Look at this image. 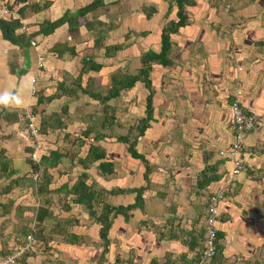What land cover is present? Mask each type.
<instances>
[{
	"label": "crops",
	"instance_id": "obj_1",
	"mask_svg": "<svg viewBox=\"0 0 264 264\" xmlns=\"http://www.w3.org/2000/svg\"><path fill=\"white\" fill-rule=\"evenodd\" d=\"M124 1L103 0V5L86 14V19L78 16V28L70 30L67 23L53 28L50 24L66 11L75 14L77 9L92 0H0V95L17 98L7 106L0 105V156L7 157L0 165V172L10 173V186L5 192L11 195L10 201L1 204H12L10 209L0 206V219L3 218L2 214L11 210L10 216L7 215L11 219L4 221L13 224L9 226L5 239L11 247L16 240L13 236L18 235L12 234L16 231L13 228L19 221L26 219L23 226L34 227L39 222L37 216L35 222L27 217L38 205L36 199L46 197L45 202H52L54 194L60 197L61 193L69 192L76 202L73 189L83 175L75 159L77 149L72 143L73 147L67 150L62 145L66 140L75 139L76 133L74 130L70 131L75 119L71 117L69 121L72 123L68 121L65 126L64 115L56 113L65 111L68 116H72L77 105L86 103L87 98L82 93L88 95L86 93L91 78L99 86L100 72H104L103 69L109 72L105 65L99 71L91 68L93 64L99 63L95 57L96 37L92 20L106 10L111 12L116 8L122 9L119 17L127 21V26L132 21L138 26L137 32L142 30L138 32L142 37L140 44L134 43L122 50L133 48L146 54L150 50L161 51L164 24L177 18L174 5L168 20L163 19L166 9L162 12L158 7L162 0H138L145 6L141 7V15L133 13L129 6L124 5ZM228 1L231 4L229 12L225 14L227 10L221 6L220 0L215 5V1L195 0L194 5L187 7L190 24L171 36L172 65L153 64L150 78L154 89L152 121L136 146L138 153L150 163L149 179L145 180L146 167L140 161L132 159L134 161L129 162L131 156L123 142L107 141L103 145L104 149L99 146L105 152L104 160L114 165L113 173L96 176V182L106 188L107 204L133 205L136 202V193L133 191L145 189L142 208L132 211L130 216L120 214L113 219L109 231V251H116L117 246H128L127 242L133 239L137 241L133 244L137 246L135 255L144 264L148 261L149 264L166 263L165 257H174L177 251L183 252L186 259H192L196 250L203 245L200 240L201 243L198 242L196 248L189 247L191 236L196 235L198 238L196 229L192 226L190 232L183 230L191 237L188 241L187 237L183 239L180 236L184 234L180 229L175 230L170 239L157 242L155 232V235L146 230L137 233L138 229L134 227L136 221H145L146 217L155 222L182 218L185 226L190 227L198 219L201 213L199 211L205 209L206 212L208 201L202 208L203 201L208 200L213 192L223 189L228 192L220 205L222 214L218 226L219 246L213 260L217 264H243L241 259L246 261L245 264H264V0ZM144 12H148L150 16L147 17ZM101 16L97 19L105 22L107 17ZM86 20L92 27L85 25ZM106 24L108 22L104 23ZM24 25L28 30L22 29ZM2 28L13 30L14 37L11 39L3 36ZM77 35L89 37L87 49L80 44L77 47L74 42ZM32 40H37L38 46L32 45ZM28 51L31 64L30 67H25ZM40 54L45 57L43 68L38 67ZM86 59L89 61L87 68ZM33 78H36L35 82L32 81ZM75 79H82V84H75ZM138 87L145 91L146 86L142 82L126 90ZM33 88L37 89L36 93H33ZM94 95H88L90 101L91 98H96ZM235 99L240 101L246 113L255 118V126L247 133L242 149L245 167L237 175L232 173V161L220 155V151L226 150L232 141L230 110ZM126 108L121 110L126 111ZM28 112L36 124L48 122L46 131L39 133L43 148L38 151L36 159L31 157L35 144L29 136L26 118ZM22 118L26 122L23 125L26 132L20 129ZM58 119L63 124H56L54 128L53 123ZM55 129L63 132L53 133ZM44 137L48 141L57 142L45 147ZM51 152L57 153V163L51 165V160L47 164L41 162V156L48 159L54 157L53 154L50 155ZM98 164L99 161L94 162L93 167L99 172ZM207 165L217 169L215 174L219 175V179L202 188L199 181L202 180V172ZM118 166L122 168L121 176L116 174ZM92 168L88 167L86 170ZM33 173L36 177L39 174L42 176L36 183L33 179L30 180ZM211 173L214 174L213 171ZM94 181L88 177L87 186L92 188ZM25 182L29 183L27 187ZM31 184L34 186H30ZM150 200L156 205L154 215L149 213L144 216ZM77 204L80 203L72 202L63 207L60 203H53L41 222L49 225L48 231L52 237L56 236L51 242L52 247L59 251L57 255L62 259L61 264H76L77 260L72 258H78L79 252L82 253L83 249L94 250V243L91 247L86 244L88 235L92 237L93 229L88 228L86 222L70 225L68 220L75 206L81 210ZM82 213L86 212L82 210ZM204 215L200 224L203 221L206 226ZM14 217L19 221L17 218L14 221ZM4 222L0 223V251L5 248L10 250L7 246L2 249L4 234H1V226L3 227ZM53 223L60 224L58 231L50 228ZM95 225L100 227L101 224L96 222ZM99 229L101 227L96 232L98 236ZM96 240L98 239L93 238L92 241ZM219 250H222V255H219ZM148 252L151 254L143 257V253ZM41 257L38 254L34 257L29 253L26 261L28 264L33 260L43 264L45 262H42ZM257 259L261 261L258 263ZM84 263L85 261L81 262Z\"/></svg>",
	"mask_w": 264,
	"mask_h": 264
},
{
	"label": "rangeland",
	"instance_id": "obj_2",
	"mask_svg": "<svg viewBox=\"0 0 264 264\" xmlns=\"http://www.w3.org/2000/svg\"><path fill=\"white\" fill-rule=\"evenodd\" d=\"M140 1V0H139ZM137 0V2L135 3V0L132 2L131 0L128 1H124V5L125 6H129L131 11L133 13H137L138 15H141V7H145L143 3L139 2ZM143 2H147L148 0H142ZM210 1H215L214 5L216 3L219 2V0H210ZM140 3V4H139ZM210 3V2H209ZM220 4L221 6L223 5V7L225 8V14L229 12V6H230V2L228 0H220ZM175 5V1L174 0H162L159 2V8L162 9V12L165 11L166 9V14H164L163 19L168 20L167 18L170 17V13L173 11ZM210 5L214 6L213 4L210 3ZM186 6V10H187ZM175 8L177 9V6L175 5ZM151 9V8H150ZM175 10V9H174ZM138 11V12H135ZM143 12V11H142ZM107 13V14H106ZM122 13V9H114L111 12L109 10H106L103 12V14H97L96 17H100L101 15L106 16L107 20L105 22H108V25H104V22L102 25H99L97 21H100L99 19H93L92 20V24L94 25V34H97V31H100V29L102 30V34L105 36V39L103 41V46L97 47L95 44V49L97 50V52L95 53V57L98 60L97 62H99V64L105 65L108 69H103L104 72H100V77L98 79L99 83L101 85L96 86V83L94 81L93 78H91L93 80H90V84L88 85V95H90V93H99L101 94V96H105L108 91L109 88L112 87V81H110V75L114 74H118V75H125L127 74H138L139 71L144 67V64L142 62V59L144 57V53H142L141 51H137V50H133V48L131 49H127V50H122L124 49V47H129L134 45V43H137V45L140 44V40L142 39V37H140L141 35L138 33L142 30H139L138 32L136 31V29L138 28V26L133 23L131 21L130 25L127 26V21L125 22L122 17H119ZM145 13V12H144ZM95 14V13H94ZM145 14H148L145 13ZM87 18V16H86ZM84 18V19H86ZM89 18V15H88ZM101 18H103V16H101ZM164 21V20H163ZM110 26V27H109ZM78 28V27H77ZM128 32V33H126ZM75 35V34H74ZM94 35V37H96ZM98 35V34H97ZM80 37L79 35H77L74 39V42H76L77 47L78 44L82 45L83 48L85 49L87 46L86 44H88V39L89 37L84 36V37H80V39L78 38ZM94 39V38H93ZM107 44L110 45H117V44H121L124 45L123 48L121 50H116V51H112V53L114 52V54H112V56H108L107 55V51H106V46ZM87 49V48H86ZM139 50V49H138ZM124 52V53H123ZM113 58V59H110ZM154 64V63H153ZM157 64V63H155ZM153 66V65H152ZM151 74L150 73V78H151ZM81 78V77H80ZM152 80V79H151ZM76 84L80 85V83L82 82V79L76 80ZM153 82V80H152ZM84 83V82H83ZM82 84V83H81ZM143 90V89H142ZM140 90V87L138 88H133L131 90H122L120 92V95L118 97L112 98L109 101H105L104 99H96V98H91L90 101V96L88 95H84L82 93V96L87 98L86 103H84L82 106L81 105H77L74 113L72 116H68V113L65 111H61L59 113H56L57 115H61L65 117V121H64V125L68 123V121L70 119H72L71 117H74L75 121L73 122V126L71 127L70 131L74 130L75 134V139L71 140H66V142L62 143L63 145V149L67 150L71 147H73L71 145L74 144L77 152H76V157L75 159L77 160V164L79 165V167L81 168V173L85 174V180L87 181L88 177L93 178L95 181L93 183V190H96V198L93 201L94 202V211L97 213V215H100L105 206L107 205V193H106V188H103L102 186H100V184L98 182H96L97 180V174L98 175H106L103 174L101 171L98 172V170H94L93 167V163L91 165H89V168H92L90 170H86L88 169L87 167H82L79 160L83 157H85V154L87 152L88 147L91 144H95L97 146H100L103 148V145L105 142L107 141H116L118 142L116 139L117 136L119 135H124V134H130V133H135L136 130H134L135 127H138L141 125V119L144 118L146 115L145 113V107H146V98L149 95L148 90L145 88V91ZM125 91H128L127 93H125ZM153 103H154V98H153ZM79 104V103H78ZM107 104H111L110 106H112L114 108L112 112V114L114 115L115 121L104 127H101L102 124V120L105 118V106ZM128 105V106H127ZM126 108V111H122V108ZM59 108V107H58ZM129 112V113H128ZM127 113V114H126ZM66 115V116H65ZM103 118V119H102ZM22 123L20 125V129L23 130L24 132V124L26 123L25 120L22 118ZM55 121V120H54ZM140 121V123H139ZM70 123H72L71 121H69ZM139 125H138V123ZM57 125H61L63 124V121L61 122L60 119H58L55 123H53V127ZM38 127V132H44L47 129V125L48 122H42L41 124H36ZM66 126V125H65ZM111 128V129H110ZM133 128V130H131ZM85 130H90L91 132L86 133ZM55 132H63L62 130H57L56 129L53 131V133ZM102 133V138L95 141V136L96 135H100ZM40 135V134H39ZM29 136L32 138V140H34V144H35V138H33L30 133ZM106 137H108V139H106ZM39 139V137H38ZM42 141V139H40ZM57 141L53 142L48 141L47 138L44 137V146L48 147L50 146L49 144H54ZM80 144V145H79ZM125 144V147L127 149L128 144L127 143H123ZM60 145V146H62ZM137 146V145H136ZM104 149V148H103ZM128 150V149H127ZM126 150V151H127ZM137 150V149H136ZM126 158V162H127ZM133 158H129V162H133L134 160H132ZM4 160H7V157H4L2 155V157L0 156V165L4 163ZM31 162H33V160H31ZM124 162V161H123ZM121 162V163H123ZM246 162V161H245ZM141 163V162H140ZM115 164V163H114ZM143 167V165H142ZM145 168V167H144ZM86 170V171H85ZM132 170V169H130ZM133 172V170H132ZM136 172V171H135ZM125 173H128L125 172ZM145 173V171H144ZM10 173H7L5 171L0 172V204L1 203H7L8 201H10L11 199V195L7 194L5 191L7 190V188H9L10 184L9 183V179L8 175ZM92 174V175H91ZM116 174L118 176L122 175V168L121 166H118V170L116 171ZM27 173L24 175V177L26 178ZM83 176V175H82ZM81 176V177H82ZM105 177V176H104ZM29 178V177H27ZM40 178H42V176L39 174L37 177L33 175L30 176V180L33 179L35 181V183L40 180ZM24 182V181H22ZM26 183V182H25ZM137 183V182H135ZM27 187L29 185V183L25 184ZM30 186H34L33 184H31ZM31 188V187H30ZM91 188V189H92ZM59 195V193H58ZM75 195V194H74ZM45 199H47L46 197H41L38 198V200L36 199L37 202V206L34 207V212L31 215H27L28 219H34L35 222V217L38 216V214H44L45 216L43 217V220L46 218V216L48 215V212L50 211L49 207L53 204V203H60L63 207H65L66 204H71L72 202H75L74 198L70 195V193H61L60 197L57 196V194H54L52 196V202H45ZM54 201V202H53ZM146 202L148 200H145ZM208 200L203 201L204 204L201 205L204 206L206 204ZM145 202V205H146ZM150 204L147 205V207L149 206V208H147V214L144 216H147L149 213H151V215H154L155 212V206L154 203L152 202V200H150ZM10 206L12 204H6ZM20 205V204H19ZM22 205V204H21ZM77 207H80V211L76 208L73 210V214L69 216L68 220L70 222V225H75L76 223L82 224L81 221H83L84 223L86 222V225L88 226V228H92L93 229V233L91 232V236L88 235L87 239H86V244L90 245L88 247H91L92 243H94V250L92 249H83L82 253L79 252V254H77L78 258H72V259H76L77 263L76 264H81V262L85 261L84 264H144L142 259H139L136 257L135 255V247H137L136 244L137 241H134L133 239L129 243L128 246H117L116 251H109V249L107 248L106 252H103V247H104V243H102L103 241H100V236L97 235L96 232H98V228L100 227L97 225H95V223L97 222V220L91 215V211L90 209H88L85 205H80L77 204ZM203 208V207H202ZM82 210H84V212H86L85 214L82 213ZM0 211H2L0 209ZM54 211V210H53ZM201 212L200 215L198 216V219L194 220L193 223L190 225V227H186L185 223L182 222V218H178V219H166L164 221H157L155 222L154 219H148V217L145 218V221H136V225L134 227H136L137 233H141L142 231L146 230L148 232H152L154 234L157 235H161V236H157L156 235V240L157 242H160L162 239H170L172 237V234L174 233L175 230H182V232L184 233L185 231L189 230V232L191 231V226L196 229L197 234L199 235L202 234L204 231H206V226L204 225V222L202 221L200 224V221L202 220V216L204 215L205 209L203 211H199ZM199 212L197 214H199ZM11 214V210H8L7 214L5 215H1L3 218L0 219V223L11 219V218H7V215L10 216ZM205 217V215H204ZM15 218L14 217V221ZM38 218V217H37ZM138 218H140V216H138ZM39 219V218H38ZM26 219H24L23 221H19V219L17 218V221H19V224L13 228V230L16 229V231L14 233H17L18 235H14L13 238L16 240H14L13 243V247L8 245V242L5 240L6 239V234L9 232V226L13 225L10 221L8 222H4L3 223V227L1 226V234H4V236H2L3 239V243H2V249L3 247L7 246L10 248V250H8V248H5L3 251H0V264L2 263V260L5 258V256H9L11 255L14 250L16 249V247L18 245H22V240L24 239L23 237H25V234H27L28 232H30L31 230H33V232L37 235V239L33 244H31L28 248L27 252H31V254L34 255H39L42 256L41 259L42 262L44 261L45 263L43 264H61L62 259L59 257V255H57L59 253L58 249H56V247H52V242L51 240L53 238H55L56 236L54 235L53 237L50 235V232L48 231V227L49 225L41 223L39 220L38 223H35V227L34 226H28L25 225L23 226L24 222ZM37 222V221H36ZM68 224V222H67ZM124 223H122L123 225ZM43 226H46L45 229L41 228ZM51 229H53L54 231H58L57 228H60V224L58 225V223H53L51 224ZM85 230V229H84ZM185 230V231H183ZM67 231V228H66ZM100 232V229H99ZM33 233V235L35 236V234ZM68 233V232H67ZM154 234V235H155ZM68 235V234H65ZM190 235V234H189ZM168 236V237H167ZM181 237H183V239L186 238V240L188 241L189 236L186 235L185 233L183 235H180ZM196 236V235H195ZM85 237V236H83ZM160 239H159V238ZM92 238V239H91ZM93 238H97L98 240H96L95 242H93ZM109 240L111 241V239L109 238ZM199 240V239H198ZM197 240V241H198ZM201 240V239H200ZM198 241L201 243V241ZM109 241V242H110ZM108 242V245H109ZM190 242V241H189ZM188 242V243H189ZM183 243V242H182ZM51 244V245H50ZM184 244V243H183ZM187 246V245H186ZM30 250V251H29ZM168 250V249H167ZM179 250V249H178ZM89 251V252H88ZM146 255H150L151 253H143V257ZM177 255H175L174 257L172 256H166L165 260L166 263L163 264H186L187 260L190 259H186V255L183 256V252L181 251H177L176 253ZM219 255H222V250H219ZM28 255H25L24 257H21L16 264H28V262L26 261ZM79 260V261H78ZM223 261H225L223 259ZM241 262H243V264H245V260L241 259ZM259 261L257 259V262L259 263ZM79 262V263H78ZM165 262V261H164ZM168 262V263H167ZM232 263V262H231ZM230 263V264H231ZM31 264H39L38 262H36L35 260L31 261ZM149 264V261L146 263ZM154 264H156L154 262ZM222 264V263H220ZM227 264V263H226Z\"/></svg>",
	"mask_w": 264,
	"mask_h": 264
},
{
	"label": "trees",
	"instance_id": "obj_3",
	"mask_svg": "<svg viewBox=\"0 0 264 264\" xmlns=\"http://www.w3.org/2000/svg\"><path fill=\"white\" fill-rule=\"evenodd\" d=\"M20 2H25L27 0H18ZM175 1V5L177 6V11H176V19L173 20H169L167 21L162 29V34H161V40H162V48L160 52H155L154 50H150L146 53V55H144L142 62L144 64V67L139 71V73L136 74H125V75H118V74H114L111 76V81H112V87L109 88L108 93L105 96H101V94L96 93L94 96L96 97V99H104L106 102L111 100L112 98L118 97L120 95V92L123 89H130L132 87L135 86V84H137L138 82H142L145 84L146 88L150 91L148 97H147V103H146V107H145V117L142 118L141 121V125L138 127H135L134 130L135 133H130V134H124V135H119L116 137L117 141L123 142V143H127L128 144V152L130 154V156L135 159L140 161L144 167H146V172L144 174L145 180L147 181L149 179V174L151 172V167H150V163L145 159V157L143 155H141L140 153H138V151L136 150V145L139 141V138L143 136L145 130L149 127V123L152 121V115H153V98H154V89H153V82L150 79V73L153 70V63H158L161 65H172L173 60L171 58V53H172V47H173V43H172V39L171 36L174 33H178L180 31L181 28H184L186 26H188L189 23V15L187 13L186 10V6H192L195 4V0H174ZM103 5V0H92L91 3L79 8L76 10L75 14L70 13L68 11H66L63 16H61L60 18H58L57 20H55L54 22H52L50 24V26L53 28L57 25H61L63 23H67L69 26V29H77L78 27V21H77V17L80 16L82 18H84L86 16V14L88 12L94 11L95 9H97V7ZM75 15V16H74ZM147 17L150 16V14H146ZM99 25H102L101 21H97ZM85 25L89 28L92 27L90 26L89 22L86 20L85 21ZM92 25V24H91ZM3 29V36H5L6 38H11L14 37L13 35V30H11L10 28H2ZM105 39V36L102 34V30L100 29V31H98V35L96 36L95 39V44L97 47L103 46V41ZM123 48V45L121 44H117V45H108L106 46V53L108 56H111L112 54H114V52L112 53V51H116V50H121ZM86 62V68L87 64H89L88 59L85 60ZM92 69L99 71L102 68V64L96 63L93 64ZM79 82V79H78ZM76 84V83H75ZM111 104H107L105 106V118L102 120V124L101 127H106L110 124H112L115 121L114 115L112 114L111 111L114 110V108L112 106H110ZM139 121V123H140ZM138 123V122H137ZM138 123V125H139ZM56 126H54L55 128ZM111 129V128H110ZM133 130V128L131 129ZM86 133L91 132L90 130H85ZM40 133V132H39ZM102 138V133L98 136H95V140H99ZM53 154L52 156L54 157H49V159L45 156H41V162L47 164L48 161L51 160L50 164H55L57 163V158L58 155L56 152H51L50 155ZM105 158V152L103 150H101V148L95 144H91L89 146V150L87 151L85 157H83L80 161V163L82 164L83 167H90L89 165H91L92 163L99 161V164L97 165L99 170L103 173V174H107V173H113L114 172V165H112V162L106 161L104 160ZM34 167H36V164H33ZM213 171L214 174H210V172ZM217 171V169L214 166H210L207 165L206 169L202 172V180L200 179L199 181V185L200 187H206L211 181L213 180H218L219 179V175H216L215 172ZM211 175V176H210ZM85 174H83L82 177L79 178V180L76 182L75 187H74V191L76 194V202L85 205L88 209H90V213L91 215L97 220V222L99 224H101V229H100V236H101V240L103 241L102 243H104V247H103V252H106L107 248H108V242L109 240V231L112 227V221L113 219L117 216V215H131V212L142 208L143 206V194L145 189L141 188V189H135L133 192L136 193V202L135 204L131 205H127V206H111L109 204H107L103 210V212L100 215H97V213L94 211V200L96 198V191L92 190L91 188H89L86 184V180H85ZM12 182V181H11ZM18 182V180H17ZM0 206H2L4 209L8 208L9 206L6 204H0ZM11 208V206H10ZM45 215L44 214H38V220L40 222L43 221V217ZM44 228L45 227H41ZM206 231H204L202 234L199 233L198 238L197 236H192V239L189 242V247L192 248H196V245H198V239L202 240L203 245L205 244V238H206ZM33 230H31L30 232H28L27 234H25V237H23L24 239L22 240V245L24 246L25 243L28 241V237L31 236V241L29 242V246L31 244H33L37 239V235L39 234H35V236L33 235ZM52 236V235H51ZM203 245L196 250V253L194 255V257L190 260L186 261V264H194L196 262H199L202 254H203ZM28 250H26L25 254L22 256L25 258V255H28L31 252H27ZM30 251V250H29ZM7 256H5L6 258ZM212 258L209 262V264H217ZM102 261V259H101ZM100 261V264H101ZM168 263V262H167ZM151 264H154L153 262H151ZM170 264V263H168Z\"/></svg>",
	"mask_w": 264,
	"mask_h": 264
},
{
	"label": "built area",
	"instance_id": "obj_4",
	"mask_svg": "<svg viewBox=\"0 0 264 264\" xmlns=\"http://www.w3.org/2000/svg\"><path fill=\"white\" fill-rule=\"evenodd\" d=\"M23 30H28L24 25L22 26ZM31 44L38 46L37 40H32ZM45 65V57L40 54L38 57V67L43 68ZM33 82L36 81V78L32 79ZM33 93L37 92L36 88H33ZM232 118V141L230 142L226 150L220 151V155L227 157L232 161V173L234 175L240 174L245 167L244 156H242V149L245 143L246 135L251 131L255 126L254 116L246 113L243 106L241 105L238 99H235L231 103L230 110ZM28 120V129L30 134L35 138L34 151L31 153L33 159L38 158V151H40L43 146L41 145L38 132V127L33 120L32 115L28 112L26 114ZM227 190L219 189L213 192L208 199V204L206 207L205 214V223H206V238L205 244L203 245V254L199 262L194 264H203L205 261H210L217 255L218 251V231L219 223L221 218L220 205L224 200ZM31 236L28 237V241L25 245L18 246L14 252L4 258L1 264H16L17 261L25 254L26 250L29 248V242L31 241Z\"/></svg>",
	"mask_w": 264,
	"mask_h": 264
},
{
	"label": "clouds",
	"instance_id": "obj_5",
	"mask_svg": "<svg viewBox=\"0 0 264 264\" xmlns=\"http://www.w3.org/2000/svg\"><path fill=\"white\" fill-rule=\"evenodd\" d=\"M17 98L11 95H0V105L7 106L10 102L16 101ZM34 138V137H33Z\"/></svg>",
	"mask_w": 264,
	"mask_h": 264
},
{
	"label": "water",
	"instance_id": "obj_6",
	"mask_svg": "<svg viewBox=\"0 0 264 264\" xmlns=\"http://www.w3.org/2000/svg\"><path fill=\"white\" fill-rule=\"evenodd\" d=\"M30 64H31V58H30V53L28 51L25 59V67H30Z\"/></svg>",
	"mask_w": 264,
	"mask_h": 264
}]
</instances>
